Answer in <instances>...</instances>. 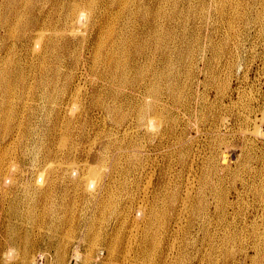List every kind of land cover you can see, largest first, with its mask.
<instances>
[{"label": "rangeland", "instance_id": "1", "mask_svg": "<svg viewBox=\"0 0 264 264\" xmlns=\"http://www.w3.org/2000/svg\"><path fill=\"white\" fill-rule=\"evenodd\" d=\"M137 1H140V0H137ZM148 1L152 2V3H148L149 5H151V9L150 8L145 9V10H143V12L141 14L143 16L144 15L149 16L150 19H152V18H154L160 14L159 17L161 20L160 22H161V29L162 30H161V33L157 36V40L160 41V44H163V50H164L165 57L160 55V57H162V59L164 61L163 68L165 69L166 72H168L169 79H172V81L176 84L177 90L182 91L185 89L184 90L185 92L182 91L183 92L182 96H184V97H182V101L188 102L185 106H183L185 104L183 102L180 103V106L179 105L175 106L176 116H178V114H179L178 119L180 121L178 120V122L176 124L174 134L166 133L164 136L161 137L162 142H160L159 137H156V135L155 136L150 135L148 132L145 131V129L143 127L140 128V130H131V131H133L131 133H129L130 132L129 131L128 132L129 135H128V133H125L121 129H117V127L119 125L118 124V119H119L118 117H120V118L123 117V115H125L126 109L122 108L121 110H118L112 114H109L107 111L103 112V108H101L102 105H100L98 102L101 101V102L105 103V98L102 97L101 94L97 95V97L93 98V97H91V94H88V91L85 88H84L85 90L83 89L84 92L82 91L81 94L78 95V97L80 96L79 99L77 96L71 98V97L66 96V95H65L66 98L60 99V97H63V93H64L63 88H65V85H64L65 77H64V75L59 80V83H57L56 88H51L50 91H48V92L46 91V93H44L45 92L44 89H40L38 92H36V94L33 95V97H35V99L34 98L32 100L30 99V101L26 102L27 104L26 103L24 104L25 107L21 102L19 104L20 109H22L23 107H24V109L26 108L24 110V115L26 114L25 115L26 117H23L24 115L21 117V115H22L21 114L19 116V118H21V119H18V122L20 121L18 123V125L20 124V126H22L23 129H25V127H28V126H29V128L31 127L30 128L31 133L30 134L28 133L24 138L25 139L24 142H28V145H26V144L23 145V142L17 141L18 143H16V144L18 146L14 143V145L12 147V148H15V152L13 153V156L16 155V158L15 157H12V158H15V160L18 163L17 170H15V173H14L15 178H16V182L8 181L7 184H4L3 182H1L2 181V178H1L2 175L5 174V172L7 171V168H6L7 163H6V165L3 166V169L0 172L1 173L0 174V183H1L0 184V186H1V188H0V245L3 244L2 245L3 247L0 246L1 247L0 248V264H19V263L20 264H29V263L30 264L31 263L32 264H56V261H58V260H57V257L55 256L54 252H52L51 254L48 255V258L46 259V262H44V263H39L38 260L34 262V261H32V259H30V260L26 259L25 260L22 257L24 242L18 243L19 245L16 243L14 246H12V245L8 244L9 243L8 238L10 236L11 237L14 236L15 235L14 233L17 231L23 230L22 232H24L25 228H27V227L32 228L33 221L32 220L29 221V219L27 218L28 212L30 210L33 209V210H36L37 212L38 211L40 212L44 209V207H42V206H46V205L53 206L54 202H46L45 203V200H49V201L54 200V199L62 200L63 198L65 200H67V199L71 200V204H70V206H66V207H70L66 211H64L60 207L61 203L56 204L55 206L58 207L59 210H63L62 213L74 212V214H76V216L81 215L86 219L94 217L93 219H94V222H96V223L94 224V226H91L89 232L88 231L86 232L87 234L85 233L84 228L80 229L79 227H77V228H75V230L71 231V234L73 236L72 235L69 236V237H72V239L68 238L69 242H70L68 244V248H67L68 252L66 251V253H65L66 255L62 257L65 262L62 261L63 259L61 258L59 260V264H63V263L64 264H144V263L149 264V260L147 257L148 255L146 256L145 254H143L141 247H142V244L144 242L145 233L147 232V229H148V221L145 222L143 220V216H144L143 211L144 210L142 209L143 208L142 205H145L150 201V198L152 195L151 191L155 190L154 185H152L150 182L149 177H151V174L153 175L154 181L157 180L158 176L161 177V175H164L168 179L172 178L170 180L169 185L173 189L177 188V190H178L177 192L180 193L179 194V200L180 201L181 200L184 201L185 198L187 197V192L191 191L190 189H188V187L191 186L193 189L194 183H196V185L200 187V188L198 187L197 190H204L205 189V191H199V192L198 191H194V192L191 191L193 193V196H192V199L190 201L191 202H193V201L199 202L201 200H208L210 202V206L212 208V211H214L213 212V218H212L214 220H212L211 225L209 224V222H207L209 225V231L210 232L205 231L203 229H198L197 226H199V224H200L199 222L203 221L202 217H198L199 219L198 218L195 219L193 229H191V231L190 230L186 231L187 233L184 232L182 229V227L184 225L189 224V222H186V219L183 220L179 232H175V233H167L166 231H164V230H166L167 225H166L165 229L161 228L160 231H162V232H160L157 228L160 225V221H158V223L155 224V227L158 230L157 237L159 238V246H158L159 251H156L154 249V253H156V254H154L152 251L153 255L151 253L150 254L151 257L159 256L158 258L160 259V256L163 255L161 258H163V259L166 258L165 260H167V264H178V263L181 264L180 261H178V259L181 258V255H180L181 253H179L178 247L181 246L182 244H184L186 240L190 239V241L192 240V244H191L192 246L190 245L188 249H189V252L191 255H193V254L196 255L201 251V252H203L204 255H206L205 257H207L212 252L211 254H213V256H215L214 258L217 261V262L215 261V264L216 263H218V264H231L233 262L234 257L228 256L229 254H227L225 256L226 253H225V251H223L226 249L225 246L223 247V243H222L223 237H224V234L226 231L222 230V226L228 220H230L232 222L233 221L236 222V220H239V218L243 214V207H244V204L246 207V202L244 201L245 199H242V197L241 198L238 197L239 196L238 190H240V188H241L240 186H241V177L243 175V169H242L243 163L245 161H250V159L248 157H245V154L247 152H250L251 154L255 153V152H259L260 148L258 146H260L264 141V134H260V133H259V135L257 134L258 133L257 128L264 131V24L261 26H258V24H254L252 26H246V23H244V22H242L244 24H240V22H238V21L232 22L233 24L230 23L231 20H229V18L225 17V16H227L226 13L222 14L221 12H218L216 10V4H218V2H220L221 0H216V1L215 0H213V1L212 0L211 1L210 0H155L154 2H153V0H146V2H148ZM163 1L165 3H163ZM5 2H6V0H4V1L0 0V5L2 3H4V5H5ZM148 4H147V6H148ZM118 7L121 10H119ZM128 8H129V5L121 4V3H116L112 6V10H115V12H116V13L114 12L115 14L112 15L113 16L112 19H116L115 23H117V24H114L116 26V28L119 27L121 24L118 16L124 14V12ZM209 11L211 12L210 14H209ZM118 13H120V14H118ZM220 14H222V15H220ZM137 20L142 21V19H140V18H137ZM218 20H220V21H218ZM221 22H222L224 27L222 26ZM137 23L139 24V22H137ZM231 25H233L234 28L235 27L236 28L233 29V27H231ZM136 26H138V25H136ZM240 27H241V29H239ZM20 28L21 27L16 28L17 29L16 31L18 32L20 30ZM146 28H148V27H146ZM236 29H237V32H236ZM238 29L241 31H239ZM244 31H245V33H244ZM247 33H248V35H247ZM254 33H257V35ZM230 35H231V37H230ZM255 36L258 38L256 39ZM250 37H252V38H250ZM13 50L11 49L10 55H12L14 57V56H16V54H15L16 51L15 50L13 51ZM18 53H17V56H19ZM0 55H3L0 58V61L2 60L1 63H3L5 61L4 59L8 56V54H4V53L0 52ZM32 57H34V58H32ZM37 58H38L37 55H33V56L30 55V57L26 58V61L29 62V63H27V65H28L27 68H29V66H33V64H34V66L39 65V63H37V62H39V60L37 61ZM23 62L25 63V61H23ZM165 63H166V65H165ZM15 67H16V61H15ZM20 69H21V67H19L18 70H20ZM172 70L174 72H171ZM79 77H81V75H79ZM90 78L91 77L88 76L89 81H90ZM167 86H168V83L163 84V88H167ZM45 94L46 95L47 94L52 95L53 100L51 98L49 101H47L45 97L42 98V95H45ZM179 94H181V92H179ZM40 95H41V98L39 97ZM99 99H100V101H99ZM72 103L73 104L76 103L77 107H79L75 110V113H73L74 114L73 116H75L73 118H71L72 116H70L66 110V107L69 106L68 104H70L72 106ZM53 104L55 106H53ZM233 104H235V105H233ZM84 105H85V107H84ZM248 105H250V106H248ZM80 106H82V107H80ZM94 107H95V109H94ZM200 107H202V110L200 109ZM62 108L65 110H62ZM16 109L18 110V106H16ZM32 110H33V112H32ZM197 110H198V112H197ZM251 110H252V118L254 117L255 120H250V121L248 120L247 121V119H245L246 118L245 116H247L248 115L247 113H250ZM58 113H59V115L57 118ZM199 113H202V114H199ZM206 113H207V115H206ZM254 113H255V115H254ZM78 115L81 116L80 119H79ZM199 116H201V117H199ZM202 116H203V118H202ZM204 116H206V118ZM37 119H39V120H37ZM77 119L79 121H77ZM21 120H23V121H21ZM29 123H30V125H29ZM21 124H23L24 126ZM61 124H64V125H61ZM87 124H89V125H87ZM58 125H59V127H58ZM71 129L74 131H72ZM75 129L76 130L79 129L80 132L81 131L82 132L80 133L79 130L76 131ZM53 130H55V134L51 133ZM62 130H63V132H62ZM64 130H66V131H64ZM253 130H255V132ZM68 131H69V133H68ZM92 131H93V133H92ZM248 131H253V132H251L250 133L251 135H250V134H248ZM2 132L3 131L0 130V137L2 136L1 135ZM133 134H135V135H133ZM107 135H109V136H107ZM65 136H66V138H65ZM151 136H153V137H151ZM99 138H101V141H99L100 140ZM153 138H155V139H153ZM130 139H132V140L135 139L138 142L142 140L141 141L142 143L141 142L140 143L145 145L146 147L144 146L143 150H140V151L139 150L138 151L133 150L132 149L133 147L129 146L130 145L129 144ZM152 139H153V143L157 144L160 142L159 146L162 144L160 146V148L158 145H156V146L151 145ZM65 140H67L66 144L64 143ZM92 140H94V141H92ZM3 142H5V141L3 140ZM42 143H50L51 145L53 144V146L58 150L57 156L53 157L55 162L60 163V161L66 160L65 162L73 161V162H75V164L76 163L81 164V165L79 164L80 169L77 170V172L79 173V176H78V173L76 171H73L72 174H66V176H64L63 172L60 171L61 169L58 168V171H55V174H54V178H55L54 183L56 184L55 191L51 195H47L45 197V200L43 199L44 197H42V198L40 197L39 191L35 192L34 189L32 188V186L35 182V178L37 176L36 166L42 161V160L37 161L35 155L37 156L38 155L37 153L39 152V155L42 156V153L40 151L41 150L40 147L43 146ZM61 143H62V145H61ZM76 143H78V144H76ZM181 143H183V144H181ZM245 143L248 145H246ZM179 144H180V146H179ZM236 144H238V145H236ZM59 145L61 146L62 149L59 148L60 147ZM67 145H68V147H67ZM94 145H95V147H93ZM233 146H235V150L228 151L229 147L232 148ZM112 147H114V148H112ZM118 147H120V148H118ZM150 147L153 150L150 149ZM167 150H169V151H167ZM129 151H131V152H129ZM186 151H188V152H186ZM91 152H93V153H91ZM134 152H136L138 154L136 155ZM139 152H140V154H139ZM183 152H184V154H183ZM21 154H23L24 156H22ZM122 154H124L125 157ZM181 154H183V155H181ZM225 154H227V155L229 154L226 161L223 160V156ZM127 155H129V156H127ZM103 157H104V159H103ZM37 158L42 159V157H39V156H37ZM86 158H87V160H86ZM126 159H127V161H125ZM213 160L216 161L217 163L219 162L220 164H223L224 167L225 166H227V167H225L224 169H221V165H220L218 173L220 176L223 177V179H222V181H219L217 183L218 186L216 185L214 187V189H209L210 185H208L206 188H204V187H202L203 186L202 182L204 180H206L205 176L207 174L209 176L207 175L206 178L209 179V182H210L211 178L216 179V171H215L216 166H214L215 163L213 165L211 164V161H213ZM117 161H118V163L120 162L119 165H117L118 164V163H116ZM31 162H32V164H31ZM21 163L23 165H21ZM131 163H132V165H131ZM140 163L143 167L140 165ZM103 164H104V166H103ZM110 164H112V165H110ZM251 164H254V163H251ZM168 165H170V166H168ZM19 166H21V167H19ZM95 167H97V168H95ZM104 167H106V168H104ZM133 167H134V169H133ZM139 167H140V169H139ZM91 168H92L94 174H95V171H97V173L95 175H96V177H98V179H101V182H102L101 185L99 183V185H98L99 187L97 189L95 188V189L90 190L91 192H93V194L95 193L94 195L86 194L84 192L83 188L85 187V181L86 180L84 178L83 179L80 178L81 177L80 174L90 173L89 169H91ZM93 168H95V169H93ZM19 169H20V171H18ZM151 169H152V171H150ZM146 170H148V171H146ZM153 170L155 171L154 174H153V172H154ZM31 171H32V173H31ZM130 171H131V174H130ZM140 171H142L143 173ZM160 171L162 172V174L160 173ZM81 172H83V173H81ZM106 173L108 176L107 175L105 176ZM112 173H114V174H112ZM176 173L179 177L176 175ZM74 174L77 176H75ZM173 174H175V175H173ZM99 176H100V178H99ZM201 176H202V179H201ZM110 177H111V179H110ZM141 177H142V179H140ZM17 178H19V179L17 180ZM113 178H114V180H113ZM72 180L74 183L72 182ZM123 180L125 181L124 183H123ZM127 180H128V182H127ZM147 180L149 183L147 182ZM77 182H80V189H79L80 192L75 191L73 188V184H76ZM99 182H100V180H99ZM130 182H132L133 184ZM174 183H175V185H174ZM114 184H115V186H114ZM111 185H112V187H111ZM126 185L129 187H127ZM151 185H152V187H151ZM17 186L19 189L17 188ZM21 187H23V188H21ZM13 189H14V192H13ZM11 192H13V194H15V195H13ZM21 192H22V194H21ZM132 193H134V194H132ZM204 193L206 194L207 199H203V198L199 197L201 194H204ZM17 194H19V195H17ZM90 196H95V197H90ZM219 196H221V197H219ZM5 197H7V198H5ZM15 197H17V198L15 199ZM100 197L102 200V204L101 203L97 204L95 201H98L99 200L98 198H100ZM122 197H123V199H122ZM190 197H188V199H190ZM247 198H248L247 202H250L252 199V196L250 195ZM103 199L104 200L106 199V200L104 201ZM117 199H119V200H117ZM145 199H148V200L145 201ZM112 200H113V202L111 203ZM127 200H128V202H127ZM132 200H135V201H132ZM8 202H9V204H8ZM3 203H5V204H3ZM85 204H87L88 208ZM140 204H142V205H140ZM219 204H220V206H218ZM118 205H119V207H118ZM64 206H65V204H64ZM115 206H117V207H115ZM78 207H80V208H78ZM106 207L110 208V211ZM220 207H222L224 209V214L225 213L231 214V215H229V218L227 221H221L218 218L220 216H224L221 214L222 210L220 209ZM112 208L115 211H113ZM10 210H11V212H10ZM75 210H77L78 212ZM111 210H112V212H111ZM124 210H126L127 212L126 211L124 212ZM139 211H141V212H139ZM109 212H110V214H109ZM119 212H120V215H119ZM171 212H172V214H175V210H173V211L171 210ZM142 213H143V215H142ZM17 214H18V217H16ZM84 214L86 216H84ZM105 215H106V217H105ZM141 216H142V218H141ZM214 221H216V223ZM217 221H219V222H217ZM121 222H122V224H121ZM214 225H216V226H214ZM139 228H140V230H139ZM143 228H145V229H143ZM78 230L80 231V233ZM137 230H139V231H137ZM196 231L198 233L200 232V234H198ZM90 232H92V233L90 234ZM93 232L95 234H93ZM100 232L101 233L103 232V233L101 234ZM205 232H207V233H205ZM81 233H82V235H81ZM118 233H119V239H115V238H117L116 234H118ZM133 233H135L134 237H133ZM97 234L99 237L96 236ZM106 234L108 237H106ZM165 234H166V236H164ZM174 234H176V235H174ZM210 236H212V237H210ZM111 237L113 239H111ZM169 237H171L172 239ZM248 237H250L249 240H253V236L251 234H248ZM101 238L103 240H101ZM213 238H215V239H213ZM97 239H99V240H97ZM162 239H164V240L162 241ZM175 239L179 240L180 242L176 241ZM182 240L183 241L185 240V241L183 242ZM235 240L236 241H234V244L236 246L235 245L234 246L229 245V246L230 247L232 246V249H234V253H235L237 258L243 257V255H240V253L238 252L239 248L241 247V244H240L241 240L239 237ZM130 241H132L133 243H131ZM167 241H168V243H167ZM104 242H106L107 244ZM112 242H113V244H112ZM174 242H175V244H174ZM94 243L96 244V246ZM202 243H203V245H202ZM205 244H207V245H205ZM107 245H108V247H107ZM213 245H214V247H213ZM15 246H17V247H15ZM43 247L44 248L46 247L44 243H41L40 246L37 248L33 247V250H32V251H34L33 254H35V255L39 254L40 249L41 248L44 249ZM105 247L108 249H106ZM172 247H173V249H172ZM77 248H78V251L81 253V255L79 257H77L75 255V251ZM94 248L96 250H94ZM21 249H22V252H21ZM69 249H70V251H69ZM213 249L215 252L213 251ZM107 250L109 252H107ZM165 251H166V253H165ZM159 253H160V255H159ZM253 253L254 252L251 249V254H253ZM110 254H112V255L110 256ZM85 255L88 257L90 256V257L89 258L87 257L88 258L87 259ZM9 256H10V258H9ZM227 258H229L230 260ZM174 259H177V261ZM85 260H87V261H85ZM137 260H138V262H137ZM84 261H85V263H84ZM188 261L190 262V259ZM161 262H162V260L160 261V264H161ZM152 264H155V263H152ZM236 264H255V261H252V259L250 260V258H249V260L248 259L243 260V259L239 258V262H237V260H236Z\"/></svg>", "mask_w": 264, "mask_h": 264}, {"label": "bare ground", "instance_id": "2", "mask_svg": "<svg viewBox=\"0 0 264 264\" xmlns=\"http://www.w3.org/2000/svg\"><path fill=\"white\" fill-rule=\"evenodd\" d=\"M154 1L155 0H153V2ZM116 3L129 5V8L124 12V14L118 16L121 24L117 28L114 25V24H117V23H115L116 19H112V17H113L112 15L116 13L115 10H112V6ZM148 3H152V2L151 1L146 2V0H142V1L141 0L140 1H137V0H6L5 5H4V3H2L0 5V52H2L4 54H8V56L4 59L5 61L3 63H1L2 60L0 61V130L3 131L1 133L2 136L0 137V172L3 169V166L6 165V163H7V167H6L7 171L5 170L6 171L5 174L2 175V177H1L2 181L1 182H3L4 184H7L8 181L16 182V178H15L14 173H15V170H17L18 163L15 160L16 155L13 156V153L15 152V148H12L14 143L16 144V143H18L17 141H21V142H23V145L24 144L28 145V142H24V140H25L24 138L28 133L29 134L31 133V130H30L31 127L30 128H29V126L25 127V129H26L25 130V129H23L22 126H20V124L18 125V123L20 122V121L18 122V119H21V118H19V116L22 114L21 115V117H22L24 115V110L26 109V108L24 109V107H25L24 104L26 102L30 101V99L31 100L33 98L35 99V97H33V95L36 94V92H38L40 89H44V91H45L44 93H46V91L47 92L50 91L51 88H56L57 83H59V80L61 79V77L63 75L65 77V83H64L65 88H63V90H64L63 97H60V99L66 98V96H69L71 98L75 97V96L78 97V95L81 94V92L85 88L88 91V94H91V97L95 98V97H97V95L101 94L102 97L105 98V103L101 102L100 99H99L100 102H98L100 105H102L101 108H103V112L107 111L109 114H112L118 110H121L122 108L126 109L125 115H123V117H121V118L118 117L119 118L118 119L119 125H118L117 129H121L125 133H128L130 131L129 133H131V132H133L131 130H140V128L143 127L145 129V131L148 132L150 135H154V136L156 135V137H159L160 142H162L161 137L164 136L166 133L174 134L176 124L179 120L178 119L179 114H178V116H176L175 106L176 105L180 106V103H182V102L185 103L183 105V106H185L188 102L182 101V97H184V96H182V94H183V92H185L184 91L185 89L182 90L183 92L181 90L180 91L177 90L176 84L172 81V79H169L168 72H166L165 69L163 68L164 61H163L162 57H160V55L165 57L164 50H163V44H160V41L157 40V36L161 33V30H162L161 29V22H160L161 20L159 17L160 14L157 15L156 17L152 18V19H150L149 16H145V15L143 16L141 14L143 12V10L149 9V8L151 9V5H149ZM163 3H165V2L163 1ZM147 4H148V6H147ZM119 7H118V9H119ZM119 10H121V9H119ZM216 10L218 12H221L222 14L226 13L227 16H225V17H227V18H229V20H231L230 23H232L234 21H236V22L238 21V22H240V24L246 23V26H252L254 24H258V26H261L264 24V0H221L220 2H218V4H216ZM210 13L211 12L209 11V14ZM118 14H120V13H118ZM222 14H220V15H222ZM137 18L142 19V21L137 20ZM218 21H220V20H218ZM137 22H139V24ZM242 22H244V23H242ZM221 24H222V22H221ZM136 25H138V26H136ZM222 26H223V24H222ZM18 27H21V28L17 32L16 28H18ZM146 27H148V28H146ZM231 27H233V29L236 28V27L234 28L233 25H231ZM239 29H241V27ZM239 31H241V30H239ZM236 32H237V29H236ZM244 33H245V31H244ZM257 33H254V34L257 35ZM247 35H248V33H247ZM230 37H231V35H230ZM250 38H252V37H250ZM255 38L257 39L258 37L255 36ZM11 49L12 50L14 49L16 51V53H15L16 56L13 57L12 55H10ZM17 53L19 54V56H17ZM30 55L31 56L37 55L39 58V59L37 58V61L39 60V62H37V63H39V65L34 66V64H33V66L35 68L33 66H29V68H27V66H28L27 63H29V62L26 61V58L30 57ZM2 56L3 55H0V58ZM32 58H34V57H32ZM15 61H16V67L17 68L15 67ZM23 61H25V63ZM165 65H166V63H165ZM19 67H21L20 70H18ZM171 72H174V71L172 70ZM79 75H81V77H79ZM88 76L91 77L90 81L88 79ZM164 83H168L167 88H163ZM179 92H181V94H179ZM39 97L41 98V95ZM43 97H45L46 100L49 101L53 96L49 95V94H47V95L45 94V95H42V98ZM79 97H78V99H79ZM52 100H53V98H52ZM21 102L24 105V107L22 109H20V105H19ZM68 105L69 106L66 107L67 113L70 116H72L71 118H73V117H75V116H73L74 115L73 113H75V110L79 107H77L76 103H74V104L72 103V106L70 104H68ZM233 105H235V104H233ZM16 106H18V110L16 109ZM53 106H55V105L53 104ZM248 106H250V105H248ZM80 107H82V106H80ZM84 107H85V105H84ZM95 107H94V109H95ZM200 109L202 110V107H200ZM62 110H65V109L62 108ZM32 112H33V110H32ZM197 112H198V110H197ZM199 114H202V113H199ZM247 114H248L247 116L244 115L246 117L245 119H247V121L248 120L249 121L255 120L254 117L252 118V110L250 111V113H247ZM25 115L23 117H26ZM58 115H59V113L57 114V118H58ZM206 115H207V113H206ZM254 115H255V113H254ZM78 117L80 119L81 116L78 115ZM199 117H201V116H199ZM204 117L206 118V116H204ZM202 118H203V116H202ZM37 120H39V119H37ZM21 121H23V120H21ZM77 121H79V120L77 119ZM21 125H23V124H21ZM29 125H30V123H29ZM61 125H64V124H61ZM87 125H89V124H87ZM58 127H59V125H58ZM78 130H76V131H78ZM257 130H258V133H257L258 135H259V133L264 134L263 130L258 129V128H257ZM64 131H66V130H64ZM72 131H74V130H72ZM253 131L255 132V130H253ZM253 131H248V134H250ZM62 132H63V130H62ZM79 132H80V130H79ZM51 133L55 134V130H53ZM68 133H69V131H68ZM92 133H93V131H92ZM129 133H128V135H129ZM133 135H135V134H133ZM107 136H109V135H107ZM151 137H153V136H151ZM65 138H66V136H65ZM99 139H100L99 141H101V138H99ZM153 139H155V138H153ZM153 139H152L151 145H155V146L158 145L159 146L160 142L155 144V143H153ZM3 140L5 142H3ZM66 141L67 140H65V142H64L65 144H66ZM92 141H94V140H92ZM141 141L138 142L135 139H133V140L130 139V141H129L130 145L129 146L133 147L132 148L133 150H137V151L143 150V147L145 145L141 144L142 143ZM76 144H78V143H76ZM181 144H183V143H181ZM42 145L43 146L40 147V149H41L40 151L42 153V156L39 155V152L37 153L38 154L37 156L42 157V159L37 158V156L35 155L37 161H41V160L42 161L36 166L37 176L35 178V182H34L32 188L34 189L35 192L39 191L40 197L41 198L44 197L43 199L45 200V197L47 195H51L55 191V188H56V184L54 183L55 182V178H54L55 171H58V168H59V169H61L60 171L63 172L64 176H66V174H72L73 171L77 172V170L80 169L79 167L81 164L80 163H79L80 165L77 163L75 164V162H73V161L65 162L66 160L60 161V163L55 162L53 157L57 156L58 150L53 146V144L51 145L50 143H42ZM61 145H62V143H61ZM236 145H238V144H236ZM246 145H248V144H246ZM160 146H159V148H160ZM179 146H180V144H179ZM67 147H68V145H67ZM93 147H95V145ZM258 147L260 148L259 152H255V153L251 154L250 152L246 151L247 153L245 154V157H248L250 159V161H245L243 163V166H242L243 175L241 177V186H240L241 188H240V190H238V194H239L238 197L239 198L242 197V199H245L244 201L246 202V207H245V204H244L245 208L243 207V214L241 215L239 220H236V222H234V221L232 222V221L228 220L229 215H231V214H226V213L224 214V209L222 207H220V209L222 210L221 214L224 216H220L218 218L221 221H227L228 220L222 226V230L226 231L224 234L222 243H223V247L224 246L226 247V249L223 250L226 253L225 256L227 254H229L228 256L234 257L233 262L231 264H236V260H237V262H239V258L243 259V260H247V259L249 260V258H250V260L252 259V261H255V264H264V141ZM59 148H61V146ZM112 148H114V147H112ZM118 148H120V147H118ZM150 149H152V148L150 147ZM169 150H167V151H169ZM233 150H235V146H233L232 148L229 147V149H228V151H233ZM129 152H131V151H129ZM186 152H188V151H186ZM91 153H93V152H91ZM134 153L136 155L138 154L136 152H134ZM139 154H140V152H139ZM183 154H184V152H183ZM183 154H181V155H183ZM21 155L24 156L23 154H21ZM122 155L124 156V154H122ZM228 155L225 154L223 156L224 161L227 160ZM127 156H129V155H127ZM12 157H15V158H12ZM103 159H104V157H103ZM86 160H87V158H86ZM214 160L211 161V164L213 165L215 163L214 166H216L215 167L216 179L211 178L210 182H209V179L206 178L208 174L207 175L205 174L206 180H204L202 182V184H203L202 187H204V188H206L208 185H210L209 189H214V187L217 185V183L219 181H222V179H223V177L219 175L218 171H219L220 165H221V169H224L227 166L224 167L223 164H220L219 162L217 163ZM125 161H127V159ZM32 162H31V164H32ZM116 163H118V161ZM119 163L117 165H119ZM251 163H254V164H251ZM21 165H23V164L21 163ZM110 165H112V164H110ZM131 165H132V163H131ZM140 165H141V163H140ZM103 166H104V164H103ZM168 166H170V165H168ZM19 167H21V166H19ZM95 168H97V167H95ZM95 168H93V169H95ZM104 168H106V167H104ZM133 169H134V167H133ZM139 169H140V167H139ZM89 170H90V173L80 174L81 175L80 178H82V179L84 178L86 180L85 181V187L83 188L84 192L86 194L94 195L95 193L93 194V192H91L90 190L95 189V188L97 189L99 187L98 186L99 183L101 185L102 182H101V179H98V177H96V175H95L97 173V171H95V174H94L92 168ZM18 171H20V169ZM142 171H140V172H142ZM146 171H148V170H146ZM150 171H152V169ZM83 172H81V173H83ZM31 173H32V171H31ZM154 173H155V171L153 172V174ZM160 173L162 174L161 171H160ZM112 174H114V173H112ZM130 174H131V171H130ZM106 175H107V173L105 174V176ZM173 175H175V174H173ZM176 175H177V173H176ZM75 176H77V175H75ZM78 176H79V173H78ZM99 178H100V176H99ZM149 178H150L151 184L154 185L155 190L151 191L152 195H151L150 201L147 204H145V205L140 204V205H142V207H143L142 209L144 210V211L142 210L144 212L143 220L145 222L148 221V229H147V232L145 231L146 233H145V237H144V242H143L141 248H142L143 254H145L146 256L148 255L147 257L149 260V264H152V263L160 264L161 260H162L161 264H167V260H165L166 258L165 259L161 258L163 256L162 254H161L162 256H160V259L158 258L159 256L151 257V255H150L152 253V251L154 253V249L156 251H159V248H158L159 238L157 237L158 230L160 231L161 228L165 229V227L167 225L166 230H164L167 233L179 232L183 220L186 219V222H189V224L184 225L182 227V229L184 232L189 231V230L191 231V229H193V227H194L195 219L198 217H202L203 221L199 222L200 224L198 223L199 226H197V227H198V229H203L205 231H209V225L207 222H209V224L211 225L212 220H214V219H212L214 211H212V208L210 206V202L208 200H201L199 202H195V201L191 202L190 201L192 199V196H193L192 192H194V191H198V192L199 191H205V189L204 190H197L199 186H197L196 183H194L193 189L191 186L188 187V189H190L192 192L188 191L187 197L185 198V200L180 201L179 200V194L180 193L177 192L178 191L177 188L173 189L169 185L170 180L172 178L168 179L164 175H161V177L158 176L157 180L154 181L152 174H151V177H149ZM18 179L19 178H17V180ZM110 179H111V177H110ZM140 179H142V177ZM201 179H202V176H201ZM99 180H100V182H99ZM113 180H114V178H113ZM72 182H73V180H72ZM124 182L125 181L123 180V183ZM127 182H128V180H127ZM147 182H148V180H147ZM130 183H132V182H130ZM152 185H151V187H152ZM174 185H175V183H174ZM114 186H115V184H114ZM111 187H112V185H111ZM127 187H129V186H127ZM0 188H1V186H0ZM17 188H18V186H17ZM21 188H23V187H21ZM73 188L75 191L78 192L80 189V182L73 184ZM13 192H14V189H13ZM13 192H11V193L13 194ZM21 194H22V192H21ZM132 194H134V193H132ZM13 195H15V194H13ZM17 195H19V194H17ZM250 195L252 196V199L250 202H247V200H248L247 197H249ZM90 197H95V196H90ZM188 197H190V199H188ZM199 197H201L203 199H207L206 198L207 196L205 193L201 194ZM219 197H221V196H219ZM5 198H7V197H5ZM16 198L17 197H15V199ZM98 199L99 200L95 201V202L97 204H100V203L102 204L101 197ZM122 199H123V197H122ZM64 200H65L64 198L62 200H60V199H54L51 201L45 200V203L46 202H54L53 206H49V205L42 206V207H44V209L40 212L39 211L37 212L36 210H33V209L30 210L28 212L27 218L29 219V221L30 220L33 221L32 228L27 227V228H25L24 232H22L23 230L17 231L14 233L15 234L14 236H12V237L10 236L8 238V242H9L8 244H10L12 246H14L16 243L18 244V243L24 242V245L22 244L24 246L22 257L25 260L26 259H28V260L32 259V261H34V262L38 260L39 263H44V262H46L48 255L51 254L52 252H54V254L58 260V261L55 260L56 264H59V260L63 256L66 255L65 253L68 250L67 249L68 244L70 243L68 238L72 239V237H69L70 235H72L71 231H73V230H75V228L79 227L80 229L84 228L85 233H86L87 231L89 232L91 226H94V224L96 223V222H94V219H93L94 217L86 219L81 215L76 216V214H74V212L62 213L63 210L66 211L68 208H70V207H66V206H70V204H71V200H69V199H67L65 201ZM117 200H119V199H117ZM146 200H148V199H145V201ZM132 201H135V200H132ZM112 202H113V200L111 201V203ZM127 202H128V200H127ZM58 203H61L60 207L63 210H59L58 207L55 206ZM3 204H5V203H3ZM8 204H9V202H8ZM64 204H65V206H64ZM87 204H85V205L87 206ZM218 206H220V204ZM115 207H117V206H115ZM118 207H119V205H118ZM78 208H80V207H78ZM87 208H88V206H87ZM107 209H109V211H110V208H107ZM171 210L172 211L175 210V214H172ZM75 211H77V210H75ZM113 211H115V210L113 209ZM125 211L126 210H124V212ZM10 212H11V210H10ZM111 212H112V210H111ZM139 212H141V211H139ZM109 214H110V212H109ZM119 215H120V212H119ZM142 215H143V213H142ZM84 216H86V215L84 214ZM16 217H18V214ZM105 217H106V215H105ZM141 218H142V216H141ZM158 221H160V225H159V227H157L158 228V230H157L155 227V224H157ZM214 222L216 223V221H214ZM217 222H219V221H217ZM121 224H122V222H121ZM214 226H216V225H214ZM143 229H145V228H143ZM139 230H140V228H139ZM139 230H137V231H139ZM160 232H162V231H160ZM79 233H80V231H79ZM91 233L92 232H90V234ZM205 233H207V232H205ZM93 234H95V233L93 232ZM134 234L135 233H133V237H134ZM198 234H200V232ZM248 234H251L253 236V240H249L250 237H248ZM81 235H82V233H81ZM116 235H117V238H115V237L114 238L119 239V233ZM174 235H176V234H174ZM96 236H98V234ZM164 236H166V234ZM106 237H108L107 234H106ZM210 237H212V236H210ZM238 237L241 240V243H240L241 247L239 248L238 252L240 253V255H243V257H239V258L236 257V255L234 253V249H232V246L235 245L234 241H236L235 239H237ZM169 238H171V237H169ZM111 239H113V238L111 237ZM213 239H215V238H213ZM97 240H99V239H97ZM101 240H103V239L101 238ZM163 240L164 239H162V241ZM175 240L179 241L177 239H175ZM130 242L133 243L132 241H130ZM41 243H44L46 247L45 248L43 247L44 249L41 248L39 251V254H37V255L33 254V252H34V251H32L33 247L37 248L40 246ZM104 243H106V242H104ZM167 243H168V241H167ZM112 244H113V242H112ZM174 244H175V242H174ZM191 244H192V240L190 241V239H188L185 241L184 244H182L181 246L178 247L179 253H181L180 254L181 258L178 259V261H180L181 264H213V263L215 264V261H216L214 258L215 256H213V254H211L212 253L210 251L211 249L209 250L211 253L207 257H205L206 255H204L203 252H201V251L196 255H194V254L191 255L189 252V249H188ZM2 245H0V246H2ZM202 245H203V243H202ZM205 245H207V244H205ZM229 245H232V246L230 247ZM95 246H96V244H95ZM15 247H17V246H15ZM107 247H108V245H107ZM213 247H214V245H213ZM106 249H108V248H106ZM172 249H173V247H172ZM251 249L254 252L253 254H251ZM94 250H96V249L94 248ZM69 251H70V249H69ZM213 251H214V249H213ZM21 252H22V249H21ZM107 252H109V251L107 250ZM153 253H152V255H153ZM165 253H166V251H165ZM154 254H156V253H154ZM75 255L77 257H79L81 255V253L78 251V248L75 251ZM111 255L112 254H110V256ZM159 255H160V253H159ZM87 257L88 256H86V258ZM9 258H10V256H9ZM189 259H190V262L188 261ZM227 259H229V258H227ZM174 260L177 261V259H174ZM62 261H64V259ZM85 261H87V260H85ZM85 261H84V263H85ZM137 262H138V260H137ZM216 264H218V263H216Z\"/></svg>", "mask_w": 264, "mask_h": 264}]
</instances>
